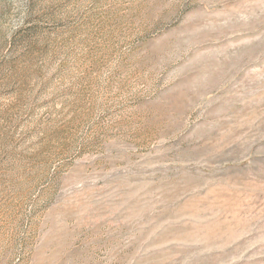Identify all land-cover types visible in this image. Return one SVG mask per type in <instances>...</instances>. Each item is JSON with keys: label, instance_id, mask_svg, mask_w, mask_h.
<instances>
[{"label": "rangeland", "instance_id": "374dc122", "mask_svg": "<svg viewBox=\"0 0 264 264\" xmlns=\"http://www.w3.org/2000/svg\"><path fill=\"white\" fill-rule=\"evenodd\" d=\"M0 264H264V0H0Z\"/></svg>", "mask_w": 264, "mask_h": 264}]
</instances>
